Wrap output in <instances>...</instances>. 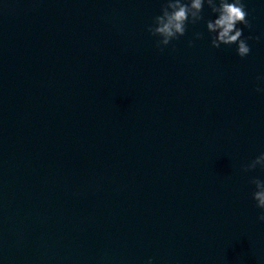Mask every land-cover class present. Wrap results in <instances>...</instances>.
Listing matches in <instances>:
<instances>
[{"label":"water","instance_id":"1","mask_svg":"<svg viewBox=\"0 0 264 264\" xmlns=\"http://www.w3.org/2000/svg\"><path fill=\"white\" fill-rule=\"evenodd\" d=\"M165 2L0 0V264H264V0L243 59Z\"/></svg>","mask_w":264,"mask_h":264},{"label":"clouds","instance_id":"2","mask_svg":"<svg viewBox=\"0 0 264 264\" xmlns=\"http://www.w3.org/2000/svg\"><path fill=\"white\" fill-rule=\"evenodd\" d=\"M205 4L216 16L214 20L206 21L207 32L211 36V46L219 49L223 46H237V55L243 59L250 54V46L247 41L252 37H243V30L238 25L251 29L243 0H166L161 7V15L156 16L151 25L147 27V32L152 37H158L156 47L163 51L171 41L183 37L188 24L195 25L202 21V12ZM196 39H202L203 34L197 33ZM258 40L259 37H256ZM191 46V42H189ZM257 92L264 89L257 88ZM260 166L264 169V153L249 163L242 170L251 172ZM255 185L253 199L256 207L260 209L258 220L264 222V181L253 178L250 181ZM148 264H152L151 261Z\"/></svg>","mask_w":264,"mask_h":264}]
</instances>
